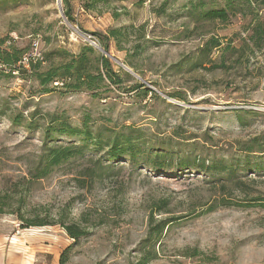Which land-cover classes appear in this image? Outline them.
I'll use <instances>...</instances> for the list:
<instances>
[{"label": "rangeland", "instance_id": "374dc122", "mask_svg": "<svg viewBox=\"0 0 264 264\" xmlns=\"http://www.w3.org/2000/svg\"><path fill=\"white\" fill-rule=\"evenodd\" d=\"M197 1L109 0L86 10L82 0H70L72 22L63 0H0V44L10 41L28 58L18 72L0 73V193L9 195L10 210L63 218L87 233L75 241L59 224L24 227L14 214L0 215V264L4 254L6 260L35 254V264H54V257L60 264L63 254L64 264H140L148 252V264H264V48L247 39L264 22V7L253 0L251 11L231 14L226 23L196 21ZM204 3L201 8L225 2ZM126 27L121 48L112 38L104 52L103 36ZM87 35L98 39L96 49L112 60L122 84L101 97L84 90L45 93L30 62L42 59L45 71L59 61L54 52L78 54ZM211 37L221 47L201 56ZM136 83L158 96L131 90ZM51 115H64L74 127L90 115L93 130L107 134L141 128L148 141L179 156L233 165L237 178L164 174L108 160L107 149L89 145L37 179ZM63 141L82 143L69 136L51 143ZM260 143L263 152L251 157L250 167H261L242 169L247 147L259 150ZM151 215L154 225L165 220L166 226L144 246Z\"/></svg>", "mask_w": 264, "mask_h": 264}, {"label": "trees", "instance_id": "16d2710c", "mask_svg": "<svg viewBox=\"0 0 264 264\" xmlns=\"http://www.w3.org/2000/svg\"><path fill=\"white\" fill-rule=\"evenodd\" d=\"M63 1L65 5L64 14L70 21H75L70 0ZM108 1L82 0V4L86 10H92L97 3ZM259 1L261 2V8L264 7V0ZM224 2V5L201 8L205 4L204 0H198L193 6V14L197 17L196 21H219L226 23L229 21L231 14L246 13L247 10L251 11L253 6V0H224ZM126 29L128 28L111 29L103 36L102 43L100 44L101 48L105 52H109L112 38L117 41L118 47L121 48L120 42L125 41L127 37L124 33ZM247 39L253 43L254 48L263 49L264 22L255 24L251 28V33ZM6 42L4 41V43L0 44V60L2 64L0 73L12 74L23 68L21 62L25 55H23L24 51L13 49L11 47L12 44L6 45ZM221 45L222 43L219 39L211 37L201 47L200 55H209L212 50L220 48ZM52 57H57L59 61L57 64L52 63L45 71H41L42 59L37 58L30 62L31 70L34 72L35 78L39 81L40 85L44 86L45 93L57 89L75 92L84 90L92 92L95 97H101L111 85L120 86L123 82L120 75L115 71L112 60L90 44L85 43L81 46L78 54L70 53L67 50H59L54 52ZM139 88H143L142 90H145V94L153 92L144 83H136L130 86L131 90ZM153 94L158 96L154 92ZM51 116V121L46 130L42 153L39 156V165L41 166L38 168V173L33 175L37 179L46 177L56 166L83 155L85 147L89 145H93L97 151L107 149L108 160L120 161L123 159L124 162H129L133 165L141 163L144 166H148L150 170H156L164 174L172 171L177 174H183L188 171H201L211 176H219V179L224 178L225 182L233 181L237 178L234 177L235 171L233 165L208 164L202 158L191 159L188 155L179 156L171 149L164 148L160 141L157 143L148 141V137L141 128L125 126L122 129L108 131L111 134H107L102 129L93 130L90 123V115L84 117L80 127H74L64 115ZM13 121L15 124H19V117H14ZM56 136L79 137L82 143L74 141L51 143ZM169 146L171 148L172 143ZM262 146L261 143L258 145L259 150H255L254 144L247 147L244 163L240 165L242 169L257 170L256 166L258 168L261 167L259 164L250 167V159L252 156H255V153L260 154V152H263ZM9 199V195L0 193V215L14 214L20 220L21 226L31 227L59 224L75 241H78L87 234L80 226L67 224L63 218L58 219V221H51L46 219V217L40 216L26 217L20 208L10 210L12 205ZM177 219L170 220L168 226ZM153 220L154 216L151 215L149 237L143 241L142 245L144 246H147L151 241H158L164 232L166 226L165 220H162L157 225H154ZM148 256L149 252L146 255L143 254L139 260L140 264H148L150 259L153 258ZM66 261L67 258L63 254L60 258V264H64Z\"/></svg>", "mask_w": 264, "mask_h": 264}, {"label": "crops", "instance_id": "0c3cea01", "mask_svg": "<svg viewBox=\"0 0 264 264\" xmlns=\"http://www.w3.org/2000/svg\"><path fill=\"white\" fill-rule=\"evenodd\" d=\"M0 244H2V243H0ZM12 244H14V243H12ZM15 245H17V243H15ZM0 251L5 252V250L3 251L2 247H0ZM17 255H19V254H17ZM34 255L33 256L28 255V257H24L25 255H22V256L21 255H19V256H12V255L9 256L8 255L7 260H6V255L4 254V256L2 258V264H35L36 261H34V257H35ZM4 257H5V260H3ZM0 263H1V257H0ZM55 263H57V257H54V264ZM41 264H44V263H41Z\"/></svg>", "mask_w": 264, "mask_h": 264}, {"label": "built area", "instance_id": "2783aa9c", "mask_svg": "<svg viewBox=\"0 0 264 264\" xmlns=\"http://www.w3.org/2000/svg\"><path fill=\"white\" fill-rule=\"evenodd\" d=\"M87 40L89 42L90 45L94 46V47H99V43H98V39L94 36V35H87ZM10 43V41H9ZM8 43V44H9ZM28 58L24 57V60L26 61ZM1 60H0V67H1Z\"/></svg>", "mask_w": 264, "mask_h": 264}, {"label": "water", "instance_id": "95a60500", "mask_svg": "<svg viewBox=\"0 0 264 264\" xmlns=\"http://www.w3.org/2000/svg\"><path fill=\"white\" fill-rule=\"evenodd\" d=\"M103 50V49H102ZM104 51V50H103ZM105 52V51H104Z\"/></svg>", "mask_w": 264, "mask_h": 264}]
</instances>
